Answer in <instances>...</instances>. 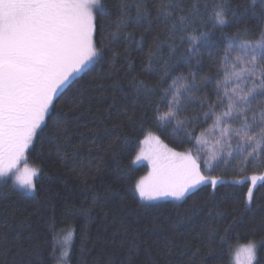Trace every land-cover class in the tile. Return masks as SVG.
Returning <instances> with one entry per match:
<instances>
[{
	"label": "snow or ice",
	"instance_id": "obj_1",
	"mask_svg": "<svg viewBox=\"0 0 264 264\" xmlns=\"http://www.w3.org/2000/svg\"><path fill=\"white\" fill-rule=\"evenodd\" d=\"M249 4L238 11L232 0H0V190L35 200L41 171L28 166V157L45 144L49 157L55 155L85 184L102 172L103 158L93 163V150L104 138L95 130L111 135L104 121L111 118L115 97L91 127L83 124L93 132L90 137L80 130L76 113L85 105L80 80L90 65L107 61L113 70L107 77L110 91L130 98L117 115L142 137L133 163L147 161L150 169L132 183L134 197L186 203L208 187L215 191L250 182V205L257 184L264 187V174L246 175L249 166L264 165V0ZM248 12L258 20L255 32L247 26ZM217 31L222 45L211 64L213 80L198 66ZM133 49L142 57L139 72ZM117 64L127 69L129 91L121 86ZM209 84L211 95L205 91ZM61 102L71 117L58 107ZM73 121L78 143L70 131ZM161 135L184 150L169 147ZM117 141L121 137L109 144L113 153ZM85 146L87 156L81 151ZM218 169L223 174L217 175ZM230 232L231 225L219 236L228 264H262L264 240L241 242L238 235L232 240ZM208 239L216 237L210 233ZM133 244L127 264H133L131 254L138 249ZM68 248L65 241L57 264H64Z\"/></svg>",
	"mask_w": 264,
	"mask_h": 264
},
{
	"label": "trees",
	"instance_id": "obj_2",
	"mask_svg": "<svg viewBox=\"0 0 264 264\" xmlns=\"http://www.w3.org/2000/svg\"><path fill=\"white\" fill-rule=\"evenodd\" d=\"M232 6L238 11L243 10L241 6L252 7L249 0H232ZM255 7L258 10L259 4ZM245 19L247 26L255 32L258 20L251 12ZM233 27L230 26L229 31ZM136 36L139 39L140 34ZM212 40L214 44L202 52L198 68L215 80L216 71L210 69L212 61L217 58L218 46L222 45L219 31ZM132 59L139 72L142 57L135 49ZM90 68L91 71L80 80L85 89L84 109L76 113L80 118V130L86 137L92 136L93 132L83 129V124L91 127L97 113H103L108 105L113 104L115 97L113 108L108 109L111 118L104 121L111 135L106 136L103 128L95 130L104 141L93 150V163L103 158V170L85 184L66 171L55 155L49 157L48 144L43 146V151L37 146L28 157V166L41 171L35 200L25 198L19 191L0 190V264H57L63 250L62 241L67 236H70V248L64 264H127L133 242L138 245L131 254L133 264H201L202 259L204 264H221V260L222 264H228V257L219 246V236L223 235L225 228L231 225L232 240L237 235L241 242L250 238L258 243L264 240V187L259 183L253 190L250 205L246 200L250 182L217 186L215 191L208 187L186 203L173 200L149 203L134 197L132 183L146 175L149 168L146 164L133 163L139 150L137 140L142 137L138 132L129 131L128 122L117 115L116 109H122L130 98L126 100L121 92L110 91L112 80L107 77L113 70L107 61L90 65ZM116 69L121 73L122 88L129 91L124 75L127 69L121 64H117ZM100 85H103V91ZM205 91L211 95L212 85L209 84ZM157 99L154 97L153 101ZM58 107L69 117L73 115L64 102ZM76 127L73 121L70 131L73 132V141L78 143L80 135L75 131ZM117 136L121 141L112 144L113 153L109 144ZM125 137L128 138L127 146L123 143ZM161 139L177 151L184 150L163 135ZM81 151L87 156V146ZM231 172L230 169L228 179L232 178ZM253 173L264 174V165L249 166L246 175ZM216 174H223L222 170L218 169ZM14 179L11 177L8 184L11 185ZM217 212L221 214L217 215ZM234 219L236 223H233ZM210 233L215 240L209 241ZM259 258L264 264V245L260 247Z\"/></svg>",
	"mask_w": 264,
	"mask_h": 264
},
{
	"label": "rangeland",
	"instance_id": "obj_3",
	"mask_svg": "<svg viewBox=\"0 0 264 264\" xmlns=\"http://www.w3.org/2000/svg\"><path fill=\"white\" fill-rule=\"evenodd\" d=\"M136 164H137V165H139V164H146V165L148 166L147 161H139V162H136ZM148 168H149V166H148ZM149 170H150V169H149ZM149 170H148V171H149ZM146 175H147V174H146ZM163 200H172V199H171V198H165V199H160V200H156V201H151V202H149V203L159 202V201H163ZM173 201H174V200H173ZM65 241H67V242L69 243V241H70V236H69V237L67 236V237H65V238L63 239L61 249L64 248ZM241 260H243L242 257H241Z\"/></svg>",
	"mask_w": 264,
	"mask_h": 264
}]
</instances>
